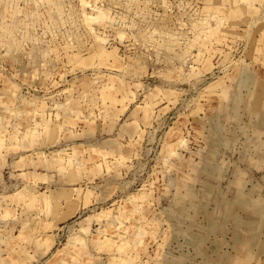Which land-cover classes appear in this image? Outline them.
<instances>
[{"label":"rangeland","instance_id":"1","mask_svg":"<svg viewBox=\"0 0 264 264\" xmlns=\"http://www.w3.org/2000/svg\"><path fill=\"white\" fill-rule=\"evenodd\" d=\"M0 264H264V0H0Z\"/></svg>","mask_w":264,"mask_h":264},{"label":"bare ground","instance_id":"2","mask_svg":"<svg viewBox=\"0 0 264 264\" xmlns=\"http://www.w3.org/2000/svg\"><path fill=\"white\" fill-rule=\"evenodd\" d=\"M101 247V246H100Z\"/></svg>","mask_w":264,"mask_h":264}]
</instances>
